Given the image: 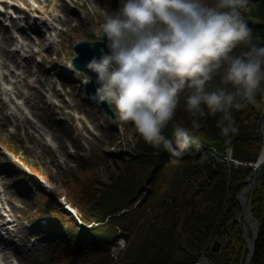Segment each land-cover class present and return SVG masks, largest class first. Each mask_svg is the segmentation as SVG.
<instances>
[{"label":"trees","instance_id":"obj_1","mask_svg":"<svg viewBox=\"0 0 264 264\" xmlns=\"http://www.w3.org/2000/svg\"><path fill=\"white\" fill-rule=\"evenodd\" d=\"M244 16L264 42V0H252ZM263 108L264 103L235 112L239 131L229 137L220 133L214 117L208 118L197 134L199 148H190L180 157L140 137L130 147L127 139L126 148L104 154L107 179L93 169V158L91 166L83 167L89 173L68 177L76 218L49 192L38 197L31 215L48 216L37 225L54 238L57 255L65 264H196L201 255L208 264H240L245 242L235 194L248 185L253 171L249 163H255L260 153ZM177 117L186 115L178 110ZM105 123L108 130H135L119 118L116 125ZM0 144L18 158L20 151L25 153L21 140L0 137ZM120 161L128 164L126 168L135 164L131 172L119 170ZM29 169L35 171L32 165ZM81 191H86V198H79ZM250 192L251 215L259 224L251 264H264V167ZM120 239L124 246L114 255ZM214 240L221 243L216 253L210 250Z\"/></svg>","mask_w":264,"mask_h":264},{"label":"rangeland","instance_id":"obj_2","mask_svg":"<svg viewBox=\"0 0 264 264\" xmlns=\"http://www.w3.org/2000/svg\"><path fill=\"white\" fill-rule=\"evenodd\" d=\"M116 7L118 0H0V137L26 145L19 158L0 157V264H65L54 238L37 225L48 216L31 215L38 197L49 192L76 211L70 174L89 173L83 167L93 158V169L107 179L104 154L126 148L127 139L133 148L139 142L136 129L108 130L107 118L83 95L88 76L67 67L73 43L94 39V27ZM126 165L120 161L118 169L131 172L135 164Z\"/></svg>","mask_w":264,"mask_h":264},{"label":"clouds","instance_id":"obj_3","mask_svg":"<svg viewBox=\"0 0 264 264\" xmlns=\"http://www.w3.org/2000/svg\"><path fill=\"white\" fill-rule=\"evenodd\" d=\"M251 4L118 0L93 29L106 47L86 65L96 74L90 98L114 105L146 144L174 157L199 148L208 118L223 136L237 134L234 113L264 103V42L244 16Z\"/></svg>","mask_w":264,"mask_h":264},{"label":"water","instance_id":"obj_4","mask_svg":"<svg viewBox=\"0 0 264 264\" xmlns=\"http://www.w3.org/2000/svg\"><path fill=\"white\" fill-rule=\"evenodd\" d=\"M105 44L99 40H80L76 42L72 46L73 55L69 58V61L72 64V70L81 71L83 74L89 75V79L83 82V90L86 97L90 100L94 101L98 104V106L102 109L104 115L108 118V120L112 124L117 123V116L112 109L111 105L106 102H101L96 99L90 98V94L95 91L97 86L95 76L90 69L87 68L88 61L93 56L100 55L101 48H105ZM259 134L262 138L261 149L259 153V157L255 163H250L253 166V171L249 178L247 179V187L242 190L239 194L235 196V200L239 203L241 213L238 217V222L241 224L245 221L248 224V229L250 231V236L246 232V228L244 232H242L243 240L245 241V247L243 249L242 258L240 264H251L252 257L255 249V245L257 242L258 228L259 224L256 220H254L250 214V198L248 195L255 184V179L259 173V171L264 167V157L261 156V151L264 147V109L259 123ZM227 155H230V148L227 150ZM221 247V243L218 240L213 241V244L210 247L211 252H218ZM117 252V249H115ZM204 262V256L201 255L199 259V263L202 264Z\"/></svg>","mask_w":264,"mask_h":264},{"label":"bare ground","instance_id":"obj_5","mask_svg":"<svg viewBox=\"0 0 264 264\" xmlns=\"http://www.w3.org/2000/svg\"><path fill=\"white\" fill-rule=\"evenodd\" d=\"M261 156H263L264 157V147H263V149H262V151H261ZM1 240V239H0ZM1 246V245H0ZM0 250H4V247H0ZM1 252H3V251H1ZM5 252V251H4ZM6 253V252H5ZM5 255V254H4ZM6 256V255H5Z\"/></svg>","mask_w":264,"mask_h":264}]
</instances>
